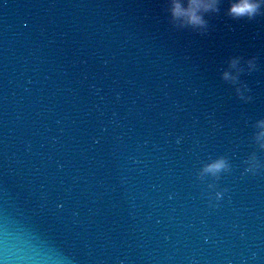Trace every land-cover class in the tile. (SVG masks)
<instances>
[{
  "label": "water",
  "instance_id": "obj_1",
  "mask_svg": "<svg viewBox=\"0 0 264 264\" xmlns=\"http://www.w3.org/2000/svg\"><path fill=\"white\" fill-rule=\"evenodd\" d=\"M228 7L0 0V258L264 264V5Z\"/></svg>",
  "mask_w": 264,
  "mask_h": 264
},
{
  "label": "clouds",
  "instance_id": "obj_2",
  "mask_svg": "<svg viewBox=\"0 0 264 264\" xmlns=\"http://www.w3.org/2000/svg\"><path fill=\"white\" fill-rule=\"evenodd\" d=\"M220 0H170V13L174 20H178L182 25L193 28H202L206 24L204 13L218 10ZM264 0H229L228 14L233 18H252L259 14ZM237 59L230 61V68H236ZM249 68L254 67L252 60L248 61ZM241 69L236 68V74L229 70L224 71L225 80L236 81L237 74ZM239 91V89H237ZM260 131L257 139L264 147V120L257 122ZM226 167L223 159H217L205 166L204 171L215 174ZM0 264H57V258L50 255H39L36 253L24 252L20 255H12L5 251L4 257L0 258Z\"/></svg>",
  "mask_w": 264,
  "mask_h": 264
}]
</instances>
